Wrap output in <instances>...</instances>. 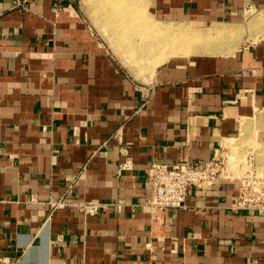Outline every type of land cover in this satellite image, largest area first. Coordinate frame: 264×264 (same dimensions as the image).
<instances>
[{
  "label": "crops",
  "instance_id": "0c3cea01",
  "mask_svg": "<svg viewBox=\"0 0 264 264\" xmlns=\"http://www.w3.org/2000/svg\"><path fill=\"white\" fill-rule=\"evenodd\" d=\"M25 1L0 0V264H264V211L230 210L242 171L264 180V0H143L151 23L241 31L143 77L78 0ZM220 148L231 177L144 205L150 163Z\"/></svg>",
  "mask_w": 264,
  "mask_h": 264
},
{
  "label": "rangeland",
  "instance_id": "374dc122",
  "mask_svg": "<svg viewBox=\"0 0 264 264\" xmlns=\"http://www.w3.org/2000/svg\"><path fill=\"white\" fill-rule=\"evenodd\" d=\"M78 6L87 19L89 18L103 34L124 42L121 44L124 49L114 51L122 54L120 58L125 66L133 68L134 72L142 77L152 74L161 65L175 59L210 55L213 50L221 53L222 44L226 51L235 50L241 33L239 30L234 37L216 36L209 42L200 40L194 43L191 39L194 32L204 34L207 31H195L176 24L151 23L146 19L147 9L143 0H140V3L138 0H78ZM139 9L142 10L141 15L135 13ZM129 13H131L130 17ZM168 30L170 33H166ZM244 156L243 170L246 169ZM260 160L261 155H256L258 169L261 168ZM258 174L260 175L261 172L259 171Z\"/></svg>",
  "mask_w": 264,
  "mask_h": 264
},
{
  "label": "built area",
  "instance_id": "2783aa9c",
  "mask_svg": "<svg viewBox=\"0 0 264 264\" xmlns=\"http://www.w3.org/2000/svg\"><path fill=\"white\" fill-rule=\"evenodd\" d=\"M17 7H23L25 0H13ZM58 7L53 6V11ZM208 160L179 162L169 165L152 162L144 170V183L150 190V197L144 205L155 209H185L192 188L203 190L215 181L231 177L229 161L224 149ZM249 160V159H248ZM247 160V161H248ZM52 211L78 208L87 216L96 215L101 204L95 201H56L50 203ZM230 210L234 213L264 211V180L254 171H245L238 178V191L232 197Z\"/></svg>",
  "mask_w": 264,
  "mask_h": 264
},
{
  "label": "bare ground",
  "instance_id": "6f19581e",
  "mask_svg": "<svg viewBox=\"0 0 264 264\" xmlns=\"http://www.w3.org/2000/svg\"><path fill=\"white\" fill-rule=\"evenodd\" d=\"M142 9V8H141ZM141 9H139V15H141L142 13V10ZM132 13V12H131ZM131 13H129V17H130V15H131ZM124 16H127V15H124ZM127 16V18H129ZM263 19V18H262ZM120 22V21H119ZM118 22V23H119ZM238 29H236V28H230V27H227V28H223V29H214V30H211V31H207V32H205L204 34L203 33H197V32H194L193 33V35L191 36V39H193V41H194V43H198V42H200V40L201 41H204V42H209V41H211L214 37H216V36H224V37H228V38H230L231 36L232 37H234L235 35H237L238 34ZM117 32V31H116ZM166 33H170V31L168 30V31H166ZM154 50V49H153ZM234 50H228V51H226V50H223V51H221V53L223 54V53H231V52H233ZM220 52V51H219ZM218 53V50L216 51H214L213 50V53L212 54H217ZM129 54V53H128ZM212 54H210V55H212ZM127 55V54H126ZM131 56L130 57H132V54H130ZM204 55H209V54H204ZM129 57V58H130ZM135 56H133V58H134Z\"/></svg>",
  "mask_w": 264,
  "mask_h": 264
}]
</instances>
